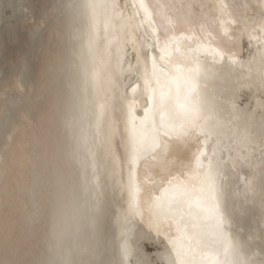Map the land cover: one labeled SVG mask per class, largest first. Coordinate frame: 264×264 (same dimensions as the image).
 I'll list each match as a JSON object with an SVG mask.
<instances>
[{"label":"snow or ice","instance_id":"obj_1","mask_svg":"<svg viewBox=\"0 0 264 264\" xmlns=\"http://www.w3.org/2000/svg\"><path fill=\"white\" fill-rule=\"evenodd\" d=\"M42 20L49 103L28 120L41 159L59 125L52 210L38 238L5 218L0 264H264V0H59Z\"/></svg>","mask_w":264,"mask_h":264},{"label":"bare ground","instance_id":"obj_2","mask_svg":"<svg viewBox=\"0 0 264 264\" xmlns=\"http://www.w3.org/2000/svg\"><path fill=\"white\" fill-rule=\"evenodd\" d=\"M58 2L0 0V229L7 217L21 238H38L46 230L52 210L54 173L60 163L59 150L55 146V137L59 133L55 116L42 120V125L47 126L53 137L42 159L33 140L41 125H33L28 120L30 115L42 117L49 103L44 93L47 80L37 82L31 69L37 58L45 62L52 58L56 47L52 29L42 18L49 6ZM33 31L40 33L38 40L33 39ZM9 115H14L19 124L6 131ZM6 155L9 157L7 179L4 175ZM256 211L258 216V204ZM119 217V207L114 204L107 222L114 244L119 242ZM252 226H256L255 221ZM141 248L146 254L159 257L155 242L145 244L142 241Z\"/></svg>","mask_w":264,"mask_h":264}]
</instances>
